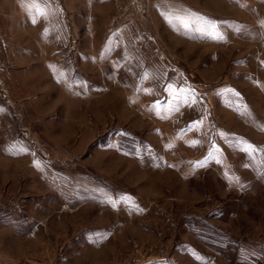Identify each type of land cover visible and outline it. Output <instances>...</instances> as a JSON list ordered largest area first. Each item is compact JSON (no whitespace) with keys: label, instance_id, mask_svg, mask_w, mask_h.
I'll list each match as a JSON object with an SVG mask.
<instances>
[{"label":"rangeland","instance_id":"1","mask_svg":"<svg viewBox=\"0 0 264 264\" xmlns=\"http://www.w3.org/2000/svg\"><path fill=\"white\" fill-rule=\"evenodd\" d=\"M0 264H264V0H0Z\"/></svg>","mask_w":264,"mask_h":264},{"label":"snow or ice","instance_id":"2","mask_svg":"<svg viewBox=\"0 0 264 264\" xmlns=\"http://www.w3.org/2000/svg\"><path fill=\"white\" fill-rule=\"evenodd\" d=\"M257 149L254 148V146L252 145H248V148L245 149L246 152H249V151H256Z\"/></svg>","mask_w":264,"mask_h":264}]
</instances>
